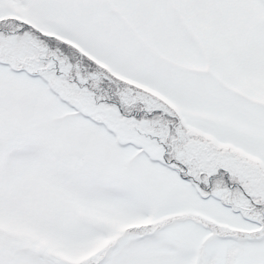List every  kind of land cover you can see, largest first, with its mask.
Wrapping results in <instances>:
<instances>
[{
	"label": "snow or ice",
	"instance_id": "1",
	"mask_svg": "<svg viewBox=\"0 0 264 264\" xmlns=\"http://www.w3.org/2000/svg\"><path fill=\"white\" fill-rule=\"evenodd\" d=\"M0 264H264V0H0Z\"/></svg>",
	"mask_w": 264,
	"mask_h": 264
}]
</instances>
